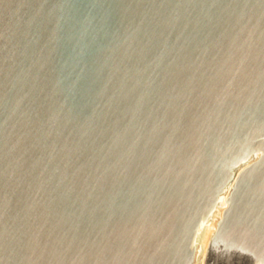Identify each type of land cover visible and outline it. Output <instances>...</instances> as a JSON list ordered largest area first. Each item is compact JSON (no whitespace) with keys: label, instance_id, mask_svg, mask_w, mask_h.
Here are the masks:
<instances>
[{"label":"water","instance_id":"95a60500","mask_svg":"<svg viewBox=\"0 0 264 264\" xmlns=\"http://www.w3.org/2000/svg\"><path fill=\"white\" fill-rule=\"evenodd\" d=\"M0 264H264V0H0Z\"/></svg>","mask_w":264,"mask_h":264}]
</instances>
